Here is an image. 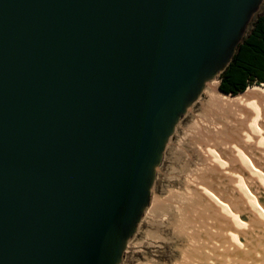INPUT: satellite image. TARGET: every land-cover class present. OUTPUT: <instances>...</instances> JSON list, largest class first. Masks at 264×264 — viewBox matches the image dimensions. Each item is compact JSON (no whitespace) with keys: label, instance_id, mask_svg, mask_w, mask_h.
<instances>
[{"label":"water","instance_id":"obj_1","mask_svg":"<svg viewBox=\"0 0 264 264\" xmlns=\"http://www.w3.org/2000/svg\"><path fill=\"white\" fill-rule=\"evenodd\" d=\"M262 2L0 0V264H120Z\"/></svg>","mask_w":264,"mask_h":264},{"label":"bare ground","instance_id":"obj_2","mask_svg":"<svg viewBox=\"0 0 264 264\" xmlns=\"http://www.w3.org/2000/svg\"><path fill=\"white\" fill-rule=\"evenodd\" d=\"M219 85V77L212 79L206 85L204 93L208 94L205 103L208 107V117L205 116L204 121L217 118L222 120L225 114L224 121L228 123L222 124L220 128L224 126L232 128H228L226 133H222V129L214 132L213 129L203 131L202 136L206 137L208 142V152L222 168L216 167L215 172L210 173L211 176L206 175L209 177L208 180H211L210 183L208 180V183L204 180L198 182L199 187L196 191L201 201L208 199L212 206L217 207L219 212L222 211L225 215L224 219H227L232 226L225 224L218 217L215 218L217 216L215 215L208 216L210 223L203 221L202 227L198 225L199 222H193L190 214L182 212L179 229L186 233L190 243L196 247L193 252L189 250L193 247L191 245L190 248L184 249L182 261L177 260L175 264H264V229H261L264 227H259L261 222L264 224V200L256 195L259 193L258 183L264 185V161L255 159V156L264 158V84L249 86L238 95L221 93ZM194 124L197 127L200 125L199 122ZM225 136L227 139H224ZM223 144L225 145L222 146ZM231 154L236 159H233ZM233 184L241 191L242 198L250 204L254 217L257 216L258 220L260 218V223L250 224L243 217L247 202L239 200L237 194L233 195L230 192ZM254 185L257 188L256 192ZM226 191L230 193V197L225 196ZM203 210L207 212L206 208ZM248 230H250L249 234L241 236L240 232L246 233L245 231ZM216 259L221 262L217 263Z\"/></svg>","mask_w":264,"mask_h":264},{"label":"rangeland","instance_id":"obj_3","mask_svg":"<svg viewBox=\"0 0 264 264\" xmlns=\"http://www.w3.org/2000/svg\"><path fill=\"white\" fill-rule=\"evenodd\" d=\"M257 14H264V0L259 10L255 13V15ZM207 100L208 94L203 92L201 98L197 100L191 106L187 114L183 116L176 127L175 133L170 138L162 162L157 170L151 202L143 215L137 231L129 240L120 264H175L179 260V262H181L184 249L190 248V245L194 247V244L192 243V245L190 243L186 233L179 229V227H181L180 223H182L180 219L182 212H187L188 215L190 214L193 222H199L198 225L200 224L202 227L204 222L210 223L208 216L215 215H217L215 218H220L225 224H231L227 219H224L225 215L223 212L220 211L222 213L220 215L219 209L212 206L208 199L206 200L207 202L203 200L202 202L197 194L198 191H196L199 187L198 182L200 183L202 180L207 182L209 177H206V175L211 176V174L215 172V169L222 168L216 159L208 152V142L206 141V137L202 136L203 131L206 132L208 129H213L212 132H214L217 129H222L221 132L226 133L228 128H232L229 126L220 128L222 124L226 125L228 123L224 121L225 114L222 120L217 118L208 122L204 121L205 116L208 115V107L205 105ZM193 122H199L200 128ZM193 125H195V127ZM224 139H227V136H225ZM224 145L225 144L222 146ZM231 156H233V154H231ZM232 158L234 159L235 157L233 156ZM255 159H262L264 161L262 157L259 158L255 156ZM221 173L223 174V172ZM210 181L211 180H208L209 183ZM258 185L259 193L255 194L258 195L260 199L264 200V185L262 183H258ZM235 186L236 185L233 184L230 192L233 193V195L237 194L238 199L240 198L239 200L247 202L246 199L242 198V193L239 188L237 186L235 188ZM260 188H262V190ZM234 189H236V191ZM254 189L256 192L257 188L255 185ZM229 195V192L225 193L226 197ZM198 202H200L199 205ZM204 208L207 209V212L203 210ZM199 211L201 212L199 213ZM210 212L211 214H209ZM244 215L243 217L250 224L253 222H261L260 218L258 220V217H254L252 214V209L248 202L245 204ZM259 225V227H264L262 222ZM230 226H232V224ZM245 232L246 233H244V231L240 232L241 236L249 234L250 230ZM246 237L245 239H248ZM193 247L189 249L191 252L194 251L196 246ZM225 255L226 254H224V256ZM216 261L217 263L221 262L218 259H216Z\"/></svg>","mask_w":264,"mask_h":264},{"label":"trees","instance_id":"obj_4","mask_svg":"<svg viewBox=\"0 0 264 264\" xmlns=\"http://www.w3.org/2000/svg\"><path fill=\"white\" fill-rule=\"evenodd\" d=\"M264 84V14L250 22L231 62L220 75L219 88L225 94L238 95L249 86Z\"/></svg>","mask_w":264,"mask_h":264}]
</instances>
